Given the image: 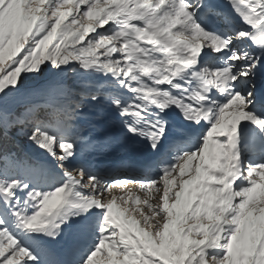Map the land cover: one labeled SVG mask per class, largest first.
Here are the masks:
<instances>
[{"label": "snow or ice", "instance_id": "obj_1", "mask_svg": "<svg viewBox=\"0 0 264 264\" xmlns=\"http://www.w3.org/2000/svg\"><path fill=\"white\" fill-rule=\"evenodd\" d=\"M0 264H264V0H0Z\"/></svg>", "mask_w": 264, "mask_h": 264}, {"label": "rangeland", "instance_id": "obj_2", "mask_svg": "<svg viewBox=\"0 0 264 264\" xmlns=\"http://www.w3.org/2000/svg\"><path fill=\"white\" fill-rule=\"evenodd\" d=\"M196 162L194 161L193 162V165L195 164ZM187 178H189L188 176H185L184 177V179H187ZM179 183V180L177 181V184ZM176 189L174 188L173 189V191H175ZM114 191V194L115 195H117V196H120V195H125L126 193H128V192H132V193H134V194H137V195H141L142 196V194H140L139 192H138V190L136 189V187L135 186H133V185H127V186H124L123 187V191L121 190V188H116V189H114L113 190ZM143 198V197H142ZM154 202V201H153ZM131 201H129V205L131 206ZM138 207H141L142 205H137Z\"/></svg>", "mask_w": 264, "mask_h": 264}]
</instances>
